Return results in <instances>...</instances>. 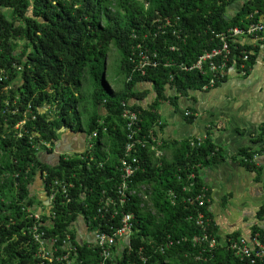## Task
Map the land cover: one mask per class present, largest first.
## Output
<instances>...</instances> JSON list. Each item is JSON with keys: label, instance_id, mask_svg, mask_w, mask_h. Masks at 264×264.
Listing matches in <instances>:
<instances>
[{"label": "trees", "instance_id": "1", "mask_svg": "<svg viewBox=\"0 0 264 264\" xmlns=\"http://www.w3.org/2000/svg\"><path fill=\"white\" fill-rule=\"evenodd\" d=\"M231 5L238 6L233 14ZM258 21H264V0H0V264H66L57 258L41 263L37 256L34 218L26 209L35 204L31 186L38 176L63 191L59 181L72 182L69 197L58 194L53 216L39 224L45 237L57 239L55 256L69 251L63 242L71 234L68 259L99 264L100 246L79 242L70 227L79 216L89 223L103 192L119 181L120 158L132 133L124 104L138 115L134 137L152 141L162 102L176 101L210 79L207 71L183 66L220 47V36L235 27L258 37L263 32H247ZM238 39L229 36L230 63L237 58L249 71L256 50ZM112 47L119 55L112 62L119 70L112 78L122 83L118 90L106 75ZM145 49L157 52L160 63L142 73L136 64ZM147 83L152 87L144 89ZM150 92L154 96L146 106ZM66 130L80 133L86 150L61 155L55 164L41 159L39 152L47 148L41 141L54 144ZM169 141L162 140L159 148L173 145ZM254 144L264 150V129ZM149 146L139 152L144 164L134 184L147 183L152 193L143 203L135 195L126 206L134 214L131 249L122 248L106 264H264V258L240 259L228 241L211 248L193 240L205 231L219 240L212 223L205 230L189 219L197 210L209 217L206 204L198 207L189 198L202 191L200 167L219 158L211 139L200 145L189 138L175 141L174 156L163 158V165ZM242 152L249 158L254 153ZM256 218L252 234L264 240V205ZM169 236L176 242L162 252L159 247Z\"/></svg>", "mask_w": 264, "mask_h": 264}, {"label": "crops", "instance_id": "2", "mask_svg": "<svg viewBox=\"0 0 264 264\" xmlns=\"http://www.w3.org/2000/svg\"><path fill=\"white\" fill-rule=\"evenodd\" d=\"M237 7L231 5L229 9L235 12ZM263 34L255 38L243 35L238 39L256 50L257 57L249 71L231 63L225 77L214 87H197L176 101H164L159 110L162 123L155 125L158 138L173 141V145L170 143L162 149L167 152L168 160L174 156V142L187 138L211 139L214 149L219 151L217 161L203 164L199 172L202 190L207 195V213L220 244H225L235 234L252 235L257 211L264 205V150L262 144H254V139L264 129ZM151 87L149 83L143 86ZM153 96L150 92L143 104L147 106ZM83 141L81 134L66 131L59 144L72 150L79 145L81 148ZM245 148L257 152L258 157L250 160L248 155L242 154ZM47 154L45 151V161L54 157ZM246 158L250 164L243 161ZM162 162L158 160L159 165H163Z\"/></svg>", "mask_w": 264, "mask_h": 264}, {"label": "clouds", "instance_id": "3", "mask_svg": "<svg viewBox=\"0 0 264 264\" xmlns=\"http://www.w3.org/2000/svg\"><path fill=\"white\" fill-rule=\"evenodd\" d=\"M57 0H53L54 3H56ZM172 49H174L175 47L172 46ZM116 48L112 47L111 50H115ZM111 50L109 52H111ZM142 52L139 54V59L138 62L136 64V68H139L140 70H142V73H144L143 71L145 70V68H141L139 65V61L141 58L142 53H148L149 55L151 54V57H154L153 53L157 52H153L150 51L148 49L145 50H141ZM110 55V54H109ZM157 60L159 61V55L157 54ZM107 64H108V59H107ZM231 65V63L229 64ZM150 66V65H149ZM234 66L239 68L240 70H245V67L243 69L240 68V65L234 63ZM230 67V66H229ZM246 71V70H245ZM1 73H5L2 69H1ZM107 75V74H106ZM2 79V77L0 78ZM145 84H143L144 86ZM169 86V85H168ZM11 85H7L6 88H10ZM145 89V88H144ZM171 88H168V90ZM171 91V90H170ZM153 98V97H152ZM164 102V101H163ZM162 102V103H163ZM29 107H31V104H29ZM187 115H190V112L187 113ZM24 122V121H22ZM162 123V120H161ZM19 125V124H18ZM18 125H16L18 127ZM19 128V127H18ZM69 132H73L71 130H66ZM64 131V132H66ZM75 134H77L78 132H73ZM21 134V132H20ZM63 134V132L61 133V135ZM80 134V133H79ZM60 135V137H61ZM59 139L51 145H48V142L42 140L41 141V145L46 146L47 148H42L41 151L39 152V156L41 159L43 158V155L46 153H48L47 155L50 156H54L52 159L51 158H46V161H48L49 163H57L60 160L61 155H65L66 153H73V152H83L84 150H86V146H87V142L83 141V145L82 147H77L76 151H73L75 149H65L62 148L61 145L59 144ZM157 139L160 141V144L162 143V139L158 138V136H156ZM152 139V138H151ZM138 142L136 143V147L134 148V155H136L138 158V169L130 176V178L128 179V184H123L122 181V165H123V157L125 156V152L123 151V154L120 158V178L119 181L117 183V185L112 189V191L110 192H103L102 198L100 199L98 206L96 208V214L91 216L89 223L86 222V220L84 219L83 216H79L77 221H75L72 225H71V230L75 231V235L76 237H78L79 242L81 243H87L90 245H99L100 244L96 241V233H98L99 231H109V232H114L115 228H117L119 225H121L123 223V218H124V214L126 213H131L132 214V227L131 230L128 234H125L124 236L118 237L115 240L114 244H111L110 246H107L108 255H104L103 249L100 246V259H99V264H106L107 261L109 259H113L114 255L116 252H118L119 250H121L122 248H126V246L128 248L131 249V235L133 233V228H134V214L130 211L126 210V206L129 205V203L133 200L134 196L137 195L138 199H140L143 203L145 200H149V196L152 193L151 190V186H147L149 184L144 183V184H140V185H135L134 184V177L135 174L143 169V164L142 161H144L143 157H140V150L142 149H147L149 144H150V148L152 150L155 151V156L159 157L156 153L157 151H159L161 153V151H163L162 149L159 148L160 144H157L153 141H148L147 137L144 138H138L137 139ZM192 141H195L197 143V139L193 140L191 139V143ZM204 141V139H203ZM194 142V144H195ZM143 143L145 145H143ZM198 144V143H197ZM153 145H155V147L153 148ZM92 146V145H90ZM89 147V146H88ZM45 150V151H43ZM255 152V151H254ZM51 160V162H50ZM248 162V161H246ZM37 179H39V183H37L35 181V183L31 186V194L34 196V200L37 197L38 202L35 203L34 205H28L27 209L26 206L24 207L27 210V213L30 217L34 218V224L32 226V232H33V236L35 238V240L39 243L38 244V250H37V256L41 259V263L44 262V260H49V261H53L54 259L57 258V260L59 261H63L66 260V264H76V262L74 261V259H68L70 257V253L72 252V249L74 248L73 242H72V238H71V234H67L64 238V242H63V248L65 250H69L66 253H63L62 255H58L55 256V252L57 251V248L55 246L57 239L53 236V237H45V232L44 231H39V224L42 225L43 223V218L44 216H53V204L55 203L56 199H57V195L60 194L61 192L66 194V197H69L68 195V188L69 186H72V182L69 183L70 181H67L65 179H61L59 181L58 184H61L63 186V188L65 189L64 191L59 189L57 186H54V183H48L46 182V178L43 179L41 176H38ZM64 185H66V187H64ZM39 192V194H38ZM173 193V192H172ZM205 204H206V200H205ZM209 218V217H208ZM210 219V218H209ZM47 222V221H46ZM92 222V223H91ZM211 223V221H210ZM36 235H39L40 239L42 238V240L44 241V246L46 249H49L51 251V255L49 257H42L40 255V250H42L41 248V242L39 241V239L36 238ZM242 236H238L235 238H239ZM232 238V237H230ZM229 238V239H230ZM173 238H171L169 236L168 240L165 241V243L159 247V249H168L171 246L174 245V243L176 242L175 239H173V243L171 246L169 247H164L165 244L167 243V241L171 240ZM228 239V240H229ZM182 239H177V242H180ZM229 245V242H228ZM72 246V247H71ZM76 249V248H75ZM162 251V250H161ZM164 252V251H162ZM141 253V251H140ZM118 254V253H117ZM234 254L236 255L235 251ZM141 259L143 261H146V257L143 256L141 254ZM70 260V261H69ZM83 264H95L93 262H88V263H83Z\"/></svg>", "mask_w": 264, "mask_h": 264}, {"label": "built area", "instance_id": "4", "mask_svg": "<svg viewBox=\"0 0 264 264\" xmlns=\"http://www.w3.org/2000/svg\"><path fill=\"white\" fill-rule=\"evenodd\" d=\"M248 33H254V32H263L264 33V21H258L256 23H253L251 27L247 30ZM229 36L234 38H239L241 35H245L246 30L235 27L231 30ZM264 35V34H263ZM229 36L227 34H222L220 36V39L222 41V44L220 47L213 48L211 51H207L203 54H201L198 57V60L195 64L192 66H186L183 67L185 69H193L197 68L201 70L202 73L208 72L211 76L209 81L203 86L204 89H207L209 87H214L222 78L225 77L227 73V69L229 68L230 64V43H229ZM154 57H151V54L148 53H142L139 65L141 68H145L148 65L157 66L160 61L157 60V54L153 53ZM220 57L221 59H217ZM215 59V60H214ZM237 58L233 60V63L238 64ZM248 59V54H245L243 56V60ZM244 63L240 64V68L243 69ZM125 108L123 110V117L127 120V124L129 129L132 133L129 134L130 140L126 144V152L123 159V165H122V181L123 184H128V179L130 176L138 169V157L134 155L133 151L136 147V143L138 140L134 137V134L136 133L135 125L138 119V115L135 111L130 109L127 105H125ZM159 123H161L159 121ZM152 132V131H151ZM96 135V133H95ZM152 141L160 144V141L157 139L156 136H152ZM195 141H192V145H194ZM203 142L202 138L197 139L198 145H200ZM143 145H145L143 143ZM155 145H153V148ZM160 152L157 151L156 154H159ZM258 153H253V158L255 159L258 157ZM249 159L246 158V161ZM66 187V185H64ZM191 203H196L198 207H201L205 205L206 200V193L202 190L200 193H197L196 195L189 198ZM132 214L126 213L124 214L123 223L119 225L117 228H115L114 232L109 231H99L96 233V241L100 244L101 248L103 249V254L106 256L109 254L107 246H110L111 244L115 243L116 238L124 236L125 234H128L132 227ZM189 219L194 220L195 223L201 227H203L205 230L208 229L207 226H209L210 219L206 216V214L202 210H197L196 214H191L189 216ZM36 238L39 239L41 242V248L40 255L42 257H49L51 255V251L49 249H46L44 246V241L42 238L40 239L39 235H36ZM184 240H186V237H184ZM193 240L196 242H208L209 247L213 248L215 245H217V239L214 235H210L207 231L203 233V235L198 236L195 235L193 237ZM229 247L235 251L236 255L240 257V259L248 260L250 263H256L258 259L264 258V240L260 238L258 233L252 234L249 237H239V238H230L228 240ZM173 243V239L167 241L164 247H169ZM227 243V242H226ZM220 244V243H219ZM162 251L165 250L161 249Z\"/></svg>", "mask_w": 264, "mask_h": 264}, {"label": "rangeland", "instance_id": "5", "mask_svg": "<svg viewBox=\"0 0 264 264\" xmlns=\"http://www.w3.org/2000/svg\"><path fill=\"white\" fill-rule=\"evenodd\" d=\"M228 12L230 13V14H233V12H234V10L233 11H231L230 9L228 10ZM119 55H118V51L115 49V50H111V52H110V55H109V57H108V65H107V71H106V74L108 75V77L111 79V81H112V83H113V88H114V90H118L119 88H120V86L122 85V83L117 79H114V78H112V75H114L113 73H114V69L116 70V73H118L119 72V70H118V68H117V65H115L114 66V69H112V62H113V60H115V58H117ZM108 78V79H109ZM85 88L86 89H88L89 88V86L88 85H85ZM85 91V90H84ZM90 93V92H89ZM85 94H86V91H85ZM87 96V98H90V96H91V94H87L86 95ZM74 134H71L70 136H73ZM59 142H60V140H59ZM167 154V152L166 151H161V153H159V154H157L160 158H159V160L160 161H163V158H165V155ZM200 171V170H199ZM200 173V172H199ZM37 183H39V179H37V181H36ZM147 186H150V185H147ZM38 194H39V192H38ZM35 203H37L38 202V200H37V197H36V199H35V201H34ZM216 238V237H215ZM217 239V238H216ZM219 244V240L217 239V245ZM216 246V245H215ZM214 246V247H215Z\"/></svg>", "mask_w": 264, "mask_h": 264}, {"label": "flooded vegetation", "instance_id": "6", "mask_svg": "<svg viewBox=\"0 0 264 264\" xmlns=\"http://www.w3.org/2000/svg\"><path fill=\"white\" fill-rule=\"evenodd\" d=\"M78 147H80V145H79ZM73 151H76V149H75V150H73Z\"/></svg>", "mask_w": 264, "mask_h": 264}]
</instances>
